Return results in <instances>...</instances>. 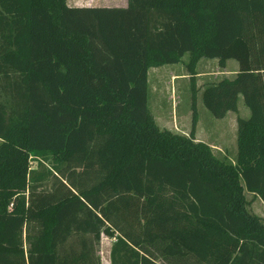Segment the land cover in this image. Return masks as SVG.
I'll return each instance as SVG.
<instances>
[{"label": "trees", "instance_id": "obj_1", "mask_svg": "<svg viewBox=\"0 0 264 264\" xmlns=\"http://www.w3.org/2000/svg\"><path fill=\"white\" fill-rule=\"evenodd\" d=\"M185 53L186 135L146 97L147 70ZM201 57L237 62L200 95L215 118L249 110L233 162L193 137ZM245 191L264 204V0H0V261L100 264L105 236L109 264H264Z\"/></svg>", "mask_w": 264, "mask_h": 264}, {"label": "rangeland", "instance_id": "obj_2", "mask_svg": "<svg viewBox=\"0 0 264 264\" xmlns=\"http://www.w3.org/2000/svg\"><path fill=\"white\" fill-rule=\"evenodd\" d=\"M83 6H125L126 0H78ZM68 0V4H72ZM187 53L183 54L177 63L150 67L147 70V108L155 116L154 121L161 129L174 133L188 134L191 122L189 75L185 67ZM234 59H227L224 66H219L215 58L201 57L196 65L194 86L196 87L195 107L197 120L193 132L195 140L207 143L213 154L219 159L233 162L236 154V116L248 117L249 110L243 104L241 97L237 100V110L227 111L223 117L215 118L204 107L201 101V91L206 83L216 82L223 77L232 78L237 69ZM30 165L33 167L34 162ZM65 185L64 183H61ZM59 185L54 191L38 194L28 200L30 212L36 207L54 201V196L62 188ZM248 201L246 208L250 213L261 217L264 222V204L249 192H244ZM38 225L32 218L23 228V234L38 232ZM110 239L101 236L98 244L100 264H109L108 249ZM7 264H24L21 259H7ZM0 264H5L0 261Z\"/></svg>", "mask_w": 264, "mask_h": 264}, {"label": "crops", "instance_id": "obj_3", "mask_svg": "<svg viewBox=\"0 0 264 264\" xmlns=\"http://www.w3.org/2000/svg\"><path fill=\"white\" fill-rule=\"evenodd\" d=\"M72 4H68V0H66V4L68 5V6H83V5H78V0H72ZM237 67V66H236ZM237 70V69H236ZM236 72V71H235ZM235 72H233V73H235ZM239 97H241V96H239ZM153 116V119L155 118V116L154 115H152ZM110 242H111V239H110ZM109 246H110V243H109ZM109 250V249H108Z\"/></svg>", "mask_w": 264, "mask_h": 264}]
</instances>
